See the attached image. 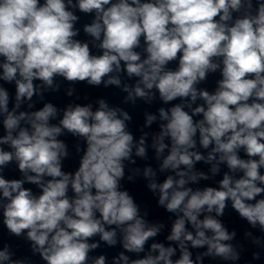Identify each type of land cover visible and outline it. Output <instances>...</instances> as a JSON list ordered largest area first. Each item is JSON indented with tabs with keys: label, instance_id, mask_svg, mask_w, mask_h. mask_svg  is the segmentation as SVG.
I'll list each match as a JSON object with an SVG mask.
<instances>
[{
	"label": "clouds",
	"instance_id": "9594fccd",
	"mask_svg": "<svg viewBox=\"0 0 264 264\" xmlns=\"http://www.w3.org/2000/svg\"><path fill=\"white\" fill-rule=\"evenodd\" d=\"M0 264H264V0H0Z\"/></svg>",
	"mask_w": 264,
	"mask_h": 264
},
{
	"label": "water",
	"instance_id": "95a60500",
	"mask_svg": "<svg viewBox=\"0 0 264 264\" xmlns=\"http://www.w3.org/2000/svg\"><path fill=\"white\" fill-rule=\"evenodd\" d=\"M214 79H215V77H210L208 83L205 86L208 87L209 89L213 88L214 87ZM77 87H78V90L80 91V94L82 97L85 94H87L90 99H94L97 96H107L113 103L118 102V97H115L112 95V93L116 91L115 89H103L102 87L101 88H89L83 84L77 85ZM48 99L52 100L54 103H58L61 105L63 103L67 102L66 98L63 97L62 93L59 95V97L49 96ZM80 102L84 103L86 101L81 99ZM133 116H134V122L136 124L142 122V118L139 115L138 110L133 112ZM133 130H135L134 127H133ZM67 139L69 140V143L72 142L70 137ZM66 167H69V168L75 167V162L74 161L66 162ZM9 174L14 175V173H9ZM126 187H128L132 191V193L136 196L138 201H149V202H151V204L154 208V201L151 200L150 194L147 192L146 189H144L142 183H137L135 185L127 184ZM153 215L155 217L163 218L165 214L163 213L162 210H155ZM232 220H234V216H226L225 217V221L227 223H229L230 226H238V223H237V225H232V223H231Z\"/></svg>",
	"mask_w": 264,
	"mask_h": 264
}]
</instances>
